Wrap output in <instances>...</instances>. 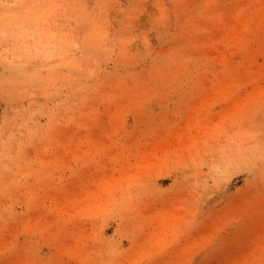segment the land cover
<instances>
[{"label":"rangeland","instance_id":"obj_1","mask_svg":"<svg viewBox=\"0 0 264 264\" xmlns=\"http://www.w3.org/2000/svg\"><path fill=\"white\" fill-rule=\"evenodd\" d=\"M0 264H264V0H0Z\"/></svg>","mask_w":264,"mask_h":264},{"label":"bare ground","instance_id":"obj_2","mask_svg":"<svg viewBox=\"0 0 264 264\" xmlns=\"http://www.w3.org/2000/svg\"><path fill=\"white\" fill-rule=\"evenodd\" d=\"M67 26H68V24H66ZM64 26H65V24H64ZM69 27V26H68ZM71 28V27H70ZM70 28H69V30L68 31H70ZM63 29V28H62ZM66 29V30H65ZM62 31V30H61ZM64 33H67L68 31H67V28H64ZM66 31V32H65Z\"/></svg>","mask_w":264,"mask_h":264}]
</instances>
